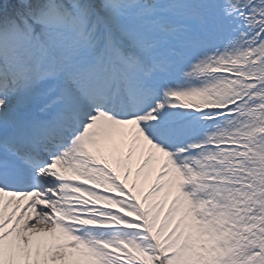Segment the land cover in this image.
Returning a JSON list of instances; mask_svg holds the SVG:
<instances>
[{
	"label": "snow or ice",
	"instance_id": "1",
	"mask_svg": "<svg viewBox=\"0 0 264 264\" xmlns=\"http://www.w3.org/2000/svg\"><path fill=\"white\" fill-rule=\"evenodd\" d=\"M0 264H264V0H0Z\"/></svg>",
	"mask_w": 264,
	"mask_h": 264
}]
</instances>
